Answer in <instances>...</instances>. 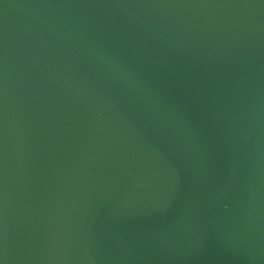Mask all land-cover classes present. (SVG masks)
Segmentation results:
<instances>
[{"label":"water","instance_id":"95a60500","mask_svg":"<svg viewBox=\"0 0 264 264\" xmlns=\"http://www.w3.org/2000/svg\"><path fill=\"white\" fill-rule=\"evenodd\" d=\"M0 264H264V0H0Z\"/></svg>","mask_w":264,"mask_h":264}]
</instances>
